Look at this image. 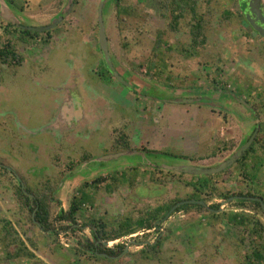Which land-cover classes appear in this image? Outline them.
Listing matches in <instances>:
<instances>
[{
	"label": "rangeland",
	"instance_id": "1",
	"mask_svg": "<svg viewBox=\"0 0 264 264\" xmlns=\"http://www.w3.org/2000/svg\"><path fill=\"white\" fill-rule=\"evenodd\" d=\"M7 1L9 3L13 2L11 4L14 8L23 13L24 18L21 17V21L25 25L29 23L49 24L51 19L62 12L67 2L66 0ZM101 1L75 0L70 13L55 29L50 31V38L45 39L48 41L47 44L43 41L47 47L42 45L43 42L37 44L36 40H34V44H31L23 42L17 37L13 38L11 41L15 45L18 54L24 56L28 62L26 60L25 64L18 66L15 64L1 66L0 164L3 167L0 166V228L4 225L3 221L11 223L19 237L37 257L34 262L40 261V264H100L87 247L91 243L98 248L105 247L101 244L102 242L96 243L92 236L89 225L92 221L98 218L105 220L130 218L135 220L141 215L149 214L152 209L172 205L171 200L175 198L185 199L186 194L189 192L187 183L192 181L190 175L177 173L150 176L146 170L147 175L144 174L145 168H140L135 180H130L132 183H129V181L125 186L118 187L112 194H107L102 189L93 193L94 203L85 204L74 218L67 220L59 216L60 211L63 214L68 211L72 195L78 191L80 185L84 182L92 181L96 177L114 174V172L123 173L125 170H127L126 175L128 177L135 175L134 171L129 170L133 168L131 166H123L121 169H113L109 172L96 170V174H90L92 172L88 169L91 165L83 169L82 158L74 162L71 159L63 158L64 156L58 154L57 150L51 151L50 147L53 145V148H55L56 146L55 141H51V144L44 143L46 149L39 151L34 146V136H38V133H36L34 127L25 126L27 117L23 116L30 115L29 121H34L29 122L31 125H37L38 117L42 116L39 114L40 111L34 109L37 106H42L40 97L37 96L41 93L38 83L39 77L44 73V68L47 72L43 76H48L56 85L62 82L59 81L60 75L58 72L65 71L66 67L71 65L72 59L75 60L74 56L81 53L88 56L91 52L97 54V8ZM168 1L170 0H122V5L131 6L135 9L134 13L137 14L125 16L126 21L121 23L116 15V0H104V18L110 54L114 59H117L118 55L122 56V59L120 58L121 63L117 60L121 69L127 70L128 73L129 71L134 72L131 67L133 63L139 61L144 62V64L147 63L158 31L165 33V38L170 44L179 39V31L176 32L178 29L172 30L170 28L166 9L161 8V5ZM234 1L225 0L227 9L231 10V14L238 9L237 5L233 3ZM198 2L201 6V1ZM126 10L128 11V9ZM201 11H204V9H201ZM211 12L209 19L206 20L208 29L205 40L206 46L197 59L184 60L176 51H169L168 56H171L172 60L171 67L180 72L178 76L177 72L172 74L180 77V74H183L181 71H184L182 65L180 68V61L189 62L187 65H193L195 76L190 77L188 81H194L191 85L197 88L194 89L195 91L222 90L235 93L243 100H247L248 106L257 120L256 122L251 121L250 125L252 126L255 123L258 126L260 124L259 129L264 133V45H262L260 38L252 33L246 35V41V38L242 35L244 31L238 25L233 27L229 20L221 19L213 8H211ZM24 13L27 15L29 13L33 14L29 19ZM34 13L38 14L34 15ZM119 25L123 26L120 30ZM180 28L181 30L186 29L185 34L188 33L187 25ZM40 37L42 38L43 35ZM182 37L184 41L189 38L188 35L187 39L185 36ZM3 40H6V38H3ZM122 41L128 47L123 49L121 47ZM65 42L67 48L63 47L61 49ZM94 49L96 51H91ZM60 58L63 59L59 60ZM31 62L36 63L34 66L36 75L33 76L32 80H28L27 71L32 68L31 65L33 64ZM114 66L116 65L114 64ZM146 66L142 68V72L133 73L134 77L139 80L140 86L143 83L164 86L162 79L155 80L145 74L148 69ZM180 69L182 70L180 71ZM197 72L198 77L196 76ZM220 73L222 74L220 75ZM55 74L56 77L53 79L52 76ZM177 77L173 78L170 84L167 82L171 89H175L179 84ZM250 77H254L251 80V83L254 84V86L251 85L253 89L245 86L247 84L245 79L250 80ZM215 79L220 83L213 84ZM35 83V88H33ZM42 83L44 85L50 82L45 81ZM221 86L224 88H220ZM152 87L156 96L164 94L160 91L161 87ZM52 90L54 89L47 85L44 92L49 93ZM190 91L193 92L192 89ZM151 94L153 97V92ZM148 95L147 91L143 92V96ZM207 98L210 99L209 96ZM186 106H189V104H186ZM235 108L242 113L241 106L236 104ZM211 110L208 107H203L198 111L199 117L196 120L198 126L208 122L212 125L215 124L216 130H218L216 123L221 125V122H231V126L225 131L222 138L219 137L221 138L219 142L221 145L219 146V155L216 158H210L206 162L193 161L202 166L218 164L232 154L238 144L245 140L244 137L247 138V135H249L239 133V129L234 124L236 120L231 115L223 111L213 110L212 112ZM219 115L222 117H219ZM189 117L194 118L192 115ZM216 135L219 136L218 132L215 134L212 130L208 137L216 138ZM50 139L52 138L50 137ZM223 140L226 143L230 142L228 148H225ZM92 147H94L92 144L87 146L85 152L86 150L91 151ZM110 149L111 147L106 151L113 152V149ZM77 152L81 154L78 149ZM164 152H175V150L167 149ZM75 156L77 157V155ZM147 158L149 159V156ZM168 158L172 159L171 156ZM262 162V167L258 171V176L254 182H251L244 174H238L234 167H231L228 173L224 174L219 181H222L224 188L230 189L236 194H245L248 190L253 193L252 189L256 188L254 184H257L256 186L261 184L264 192V158ZM20 163H23L20 166L21 169L18 167ZM249 163L253 164V161L250 160ZM79 164H82L81 167H79ZM23 169L25 171H22ZM72 176L76 177L74 182L71 180ZM24 180L27 182L26 185L33 189L35 186L38 188L37 190L46 187L52 188L48 200V224L44 230L35 227V223L32 222L33 213L29 209H23L15 197V187L19 183H24ZM63 181H65V186L61 191L59 188L58 191V187ZM134 189L136 192H134ZM133 193H135L134 199L138 196L137 201L142 202V204L133 205V200L129 199ZM29 194L31 197L33 196L31 193ZM222 201L221 199H208L206 206ZM236 203V200L235 202L231 201L222 211L227 213H249L254 217L257 215L258 219H256L264 225V212L261 208L249 202L245 203L243 207L236 205ZM163 212L165 211H162L159 215L163 216ZM211 213L212 211H208L206 208H189L187 211L173 213L163 225L164 232L162 234L165 237L161 240V246L156 249L157 251H150L148 257L143 258L140 253L141 249L138 247L130 246L126 251L121 249L118 264H211L217 259H221L222 264H240L241 262L245 264L243 256L248 255L253 248L250 244V238L235 223H229L225 220L220 223L215 218L211 220ZM134 230L136 232L133 235H126L110 243V248L117 251V246L128 244L131 240L153 242L157 235L154 230L146 231L142 228ZM241 235L244 237L242 238L243 243L240 241ZM229 249L230 251H228ZM97 255L100 256L99 253ZM29 263L31 264L32 261L23 258L18 260L16 264ZM0 264L9 263L1 262ZM247 264L250 263L247 262Z\"/></svg>",
	"mask_w": 264,
	"mask_h": 264
},
{
	"label": "crops",
	"instance_id": "2",
	"mask_svg": "<svg viewBox=\"0 0 264 264\" xmlns=\"http://www.w3.org/2000/svg\"><path fill=\"white\" fill-rule=\"evenodd\" d=\"M38 13H34V15ZM31 14L33 13H29L28 17H31ZM38 25L40 24L38 23ZM41 25L43 24L41 23ZM174 30L177 29L175 28ZM185 30L178 28L176 32L179 31V39H176L172 44L168 42L167 47H173L176 43L182 44L184 41L182 36L187 39ZM63 45L61 49L63 47L67 48L66 42ZM43 46L47 47L45 44ZM88 46L90 47L89 44ZM74 57L75 60L72 59L71 65H68L65 71L58 72L60 75L59 81L62 82L54 85L53 80H50L48 76H43L45 72L39 77L38 85L41 93L37 97H40L42 106H37L34 110L40 111L39 114L42 116L38 117L37 125L29 123L34 122L29 121L30 115H23L27 117L25 126L34 127L36 133H38V136H34L36 149L42 151L46 149L44 143L51 144V141H55L56 146L53 148L52 145L50 147L51 151L57 150L58 154H61L62 157L64 156L63 158L71 159L74 162L80 158H85L82 161L83 165L79 164V167L82 165L84 169V167L87 166L86 168H88L91 165L88 170H91L92 173H96V170L108 171L110 169L107 170L108 163L97 161L101 160V157L105 154L110 153L106 150L112 146L113 139L118 135L124 136L130 150H142L146 153L159 154L164 153L167 149H174L175 152L183 156L204 158L200 160L202 162H206L210 158H216L219 155V146L221 144L219 143L220 140L217 141L218 135H216V138H209L208 136L214 130L215 134L216 132L219 134L218 139H221L225 131L230 128L231 122H221V125L216 123L218 130L215 129V124L212 125L210 122L202 126L197 125L196 120L199 117L197 113L203 107L194 103L199 98V96H195L197 94H186L190 89L193 91L197 89L191 85L194 81H188L195 74L193 65H187L189 62L180 61V68L182 65L184 71L180 69L183 74L181 73L180 77H177L180 72L171 67V56L168 57L169 59L166 62L168 69L164 73H168L172 79L177 77L179 84L173 89L174 96H172L170 90H165L162 92L164 94H161L165 101H160L150 95L143 96V92L146 91L145 88H149L150 83H143L142 86L137 88L135 81L139 80L130 72L128 73L127 70L122 69L121 71V76L125 77L127 87L114 81L110 82L103 77H97L95 71L99 66V61L96 52H91L88 56L81 53ZM121 57L118 55V58ZM55 59L58 61L57 58ZM62 59L60 58L59 60ZM183 59L185 60L186 58ZM118 61L120 62V60ZM75 70L76 73H74ZM117 71L119 73V70ZM176 72L178 73L177 76H173L172 73L175 74ZM197 75L198 72L196 73ZM55 77L56 74L52 76L53 79ZM45 81L50 83L43 85L42 82ZM167 82L170 84L169 81L164 80L163 88L170 89ZM35 85L36 83L33 88H35ZM47 85L54 90L49 93L44 92ZM178 92L181 95L179 97H177ZM154 94L156 93L154 92ZM77 96L81 98L80 101ZM187 103L189 106H186ZM211 111L213 112V110ZM190 115L194 118H190ZM45 137L47 139H43ZM217 143L219 144L217 145ZM91 144L94 146L92 150H86L85 152V148ZM126 144L125 142L121 143L122 146ZM77 149L81 154L77 152ZM213 154L216 156L212 157ZM95 159H97L96 162L94 161ZM22 164L20 163L17 166L21 169L20 166ZM145 170L148 175H154L150 171L153 169L145 168ZM22 171H25V169ZM147 172H144V174ZM84 173L86 174L85 171ZM71 180L74 182L76 177L72 176ZM127 180H135V177H127ZM127 182L121 186H125ZM64 186L65 181L58 187V191L59 188L61 191ZM180 200L181 202L187 201L186 199ZM202 202L207 205L206 202Z\"/></svg>",
	"mask_w": 264,
	"mask_h": 264
},
{
	"label": "trees",
	"instance_id": "3",
	"mask_svg": "<svg viewBox=\"0 0 264 264\" xmlns=\"http://www.w3.org/2000/svg\"><path fill=\"white\" fill-rule=\"evenodd\" d=\"M198 1H201V6ZM11 2V1H10ZM75 2V1H74ZM13 4V2H11ZM130 7V8H128ZM211 8H213L214 12H217L219 17L223 20H229L231 22V18L229 17L230 12L227 10L226 2L225 0H170V3L167 4L166 7H163V10L166 9L167 17L169 18V24L171 23L172 29L180 28L181 26L188 27V39L186 41H183V43L179 44L176 43L173 45V47H167V40L165 38V33L158 31L156 33V39L153 42L152 48H151V54L149 57V60H147V63L144 64V62L139 61L137 63L132 64V70L134 72L140 71L142 72V68L144 66L148 67L145 74L147 76L154 78L155 80L162 79L163 81H169L171 83L172 78L167 73H164L165 70L168 68L167 60L169 59L168 53L175 52L181 55L182 58H186L187 60L197 59L203 49L206 46L205 40L207 38V21L212 14ZM128 9V11L126 10ZM201 9H204V11H201ZM122 11V13H121ZM135 9L131 6L122 5V0H116V15L117 18L121 20V23L123 21H126L127 18L125 16L128 15H134L137 13H134ZM121 13V14H120ZM1 19V18H0ZM8 28H10L12 33H16L19 35V39H25L27 38H37L40 33L38 32H31L29 30H24L21 28H17L14 25L10 23H6ZM10 33V32H9ZM11 33V34H12ZM46 36L50 35V31H47L44 33ZM47 39V38H45ZM43 39L44 42H48L47 40ZM47 44V43H46ZM127 44L122 41L121 47L124 49L128 46ZM97 51L100 50L97 46ZM98 57V55H97ZM112 57L113 64H115V68L119 69V64L117 63V60ZM22 59L18 58L15 46L11 44L9 41H6L4 44L1 43V37H0V72H2V65H13L15 62L16 65H20ZM99 67V66H98ZM107 68V67H106ZM116 69V70H117ZM121 69V68H120ZM119 69V74L121 75ZM108 70V68H107ZM122 70V69H121ZM125 70V69H124ZM104 71H100L99 73H103ZM107 72L110 73L108 70ZM130 74H133L134 72L129 71ZM123 75V74H122ZM125 79V77H124ZM137 83V88L140 87V83L138 81H135ZM224 88V87H220ZM158 98H162L163 96H157ZM245 103L248 105L247 100H244ZM257 129V126L256 128ZM254 129V130H255ZM250 136L247 138L249 139ZM259 138H262V136H257L255 139V143L250 146V148L245 151L242 156L236 161V163L231 166L237 169L239 172H245L246 168L250 166L249 160L251 159V162L253 161V164L251 166V169L249 171H246V175L250 177L249 180L254 181L257 178V174L259 169L262 167V160L263 157H254L253 153H255L257 146L256 143H258ZM121 140L117 141L118 143L123 144L126 141L122 137ZM232 142H234L232 140ZM231 142V143H232ZM225 148H228L230 145V142L226 143L224 142ZM115 147V149H114ZM112 149L113 152H117L120 150H130L129 146L126 144L124 146L122 145H115ZM163 154L177 157L184 160H190V161H200L204 158H197V156L187 157L183 156L181 154H178L177 152H164ZM216 155H212L214 157ZM250 157V159L248 158ZM209 158V157H208ZM83 160L85 158H82ZM206 159V158H205ZM230 167V168H231ZM226 169L218 174L215 175H208V176H190L192 181L187 183V187H189V192L186 194V200H202L206 202L208 199H221V200H228L231 197H261V190H259L257 184H255V189H253V193L249 194H243V193H233L230 189L224 188L222 185V181H219L220 178L224 176V174L228 173L229 169ZM140 168L134 167L129 170L134 171L136 174H139ZM248 170V169H247ZM125 170L123 173L121 172H114V174L105 175L101 177H96L92 181L84 182L80 185L78 191L74 193L71 197L68 211L66 213L59 212V216L63 217L67 220L74 218L78 212L81 210V208L85 204H93L95 201V198L93 197V193L98 192V190L102 189L107 194H112L115 192L118 187L125 184L127 182V175ZM152 174L158 173V174H169L171 172H164L158 169L150 170ZM157 171V172H156ZM183 175V174H181ZM19 180L17 179V182ZM48 182V180H46ZM129 182V181H128ZM127 182V183H128ZM132 183V182H131ZM21 183H19L15 187V196L18 200V203L20 204L23 209H29L31 213H33V219L32 222L35 223V227H37L39 230H44L48 224V217H49V195L52 192V188L46 187L37 190L38 188L35 186L34 189L29 187L27 182L24 180L25 188L21 189ZM33 194L31 197L30 194ZM238 206L243 207L245 203H248L246 200L242 199H235ZM233 199V201H235ZM180 199L175 198L171 200V204L166 207L158 208L156 210L151 211L148 214L149 218H153L156 216H159V214L162 211V214L164 215L166 212L169 211V209L176 203H178ZM249 203L254 204L258 208H260L259 204L257 202L250 201ZM200 206L197 204H187L178 207L175 212H181L186 211L189 208H199ZM219 205H212L211 209L215 210L211 214V219L215 218L219 221L223 220V218H227L230 221L233 220L235 224L239 225L240 228H242L243 232H245L253 242V246H255L254 251L252 252L251 257L255 261H260L262 264H264V225L257 220L254 215L249 213H243V212H224L221 211L217 213ZM263 211V210H262ZM173 212V213H175ZM3 224L0 228V263H9V264H16L18 260L26 258L28 261H32L31 264H36L38 262H34V260H37V257L35 254L26 246L25 242L19 237L18 233L15 231V229L11 226V223L7 221H3ZM145 224L144 220L139 221L138 223L131 225L130 221L127 220L125 222H121L119 220H116L115 218L111 220H105L103 218L95 219L91 222L90 227L92 230V236L95 240H100L101 242H108V241H115L118 240L126 235H130L135 233L134 230L136 225L138 227H143ZM240 238L242 240L243 235ZM243 243V240H242ZM33 245V244H31ZM161 246V241L157 242V245L152 248L153 251H157L156 249ZM88 250L92 252L93 257L97 262L100 264H118L121 252L119 250H108L103 248L95 247L93 243L87 245ZM121 251V250H120ZM97 253H104L105 255L98 256ZM141 256L143 258H147V254L145 251L141 252ZM246 260H250V257L245 256ZM30 264V263H29Z\"/></svg>",
	"mask_w": 264,
	"mask_h": 264
},
{
	"label": "water",
	"instance_id": "4",
	"mask_svg": "<svg viewBox=\"0 0 264 264\" xmlns=\"http://www.w3.org/2000/svg\"><path fill=\"white\" fill-rule=\"evenodd\" d=\"M66 1L67 2L65 4V7L62 9V12L56 17H54L53 19H51V21L47 25H41V24L34 25L32 23H29L28 25L23 24L21 21V17L24 18L22 15L23 13L19 11L18 9H15L14 6L11 3H9L7 0H0V18L14 25L17 28H21L24 30H29L32 32H39V33L51 31L55 29L58 26V24H60L64 20V18L70 13V10L72 9L74 5L75 0H66ZM259 1L260 0H249L248 8H249L250 13L247 14V19L249 20L250 25L253 27V29L261 37H264V28H262L259 25L264 22L262 15H261V11L259 9L260 8ZM104 17H105L104 0H102L97 8L98 47L102 53L105 65L110 71V73L114 76V78L118 82L127 86V82L122 79V77L119 75L118 71L116 70L113 64L112 57L110 54L109 42L107 39V29H106ZM27 18H29L28 15H27ZM256 21L259 24H257ZM152 86H159L161 87L160 90L162 89L167 90V91L170 90V93L172 94V96H174L173 89L163 88V86L155 85L154 83H151L148 86L149 88H145V90L149 93L150 96L152 95L151 92H153V97L155 99H158L160 101H165L164 98H158L154 94ZM161 92H163V90ZM186 94L188 95L197 94L195 96H199V98L194 101L195 104H199L203 107H208L213 110L223 111L231 115L236 120L234 124L237 127V129H239V133L241 135L249 134L247 136L248 137L250 136V138L247 139L248 137L245 138L246 137L245 136L244 137L245 140H243L242 142L238 144L237 148L233 151L232 154H230L224 160L220 161L218 164L212 165V166H202L201 164H196L193 161L184 160V159H180V158L173 157V156H171L172 159L170 160V158H168L170 157L169 155H165L163 153H159V154L158 153H146L142 150H120L117 152H110L102 156L101 160L97 161V159H95L94 161L101 162V163L103 162L108 163V166L110 168L109 170L121 169L123 168V166L125 167L131 166L133 168L137 167V168H150L154 170L158 169L164 172L185 174V175L196 176V177L215 175L233 166L236 163V161L242 156V154L248 149V147L252 143L253 138L257 132V130L255 129L256 124L254 123V125L252 126L250 125L251 121L256 122L257 120L255 119L249 106L237 94L229 93V92L222 91V90L214 91L212 89H209V90H204V91H201V90L193 91V92L189 91ZM179 96L181 95L178 92L177 97ZM207 96H209L210 99H208ZM182 101H185V100H182ZM202 103H204L205 105H203ZM236 104L242 107V110H241L242 113H240L235 108ZM148 156H149V159L147 158ZM90 174H96V173H90ZM232 199L233 198H230L226 201H222L221 204L224 205L228 203L229 201H231ZM251 200H257V199H251ZM185 204H200V205L205 206V204L202 201H196V200H187V201L178 202L169 209V211L165 214L163 220L167 219L173 212H175V210L178 207L185 205ZM260 205L262 209L264 210V204L261 201H260Z\"/></svg>",
	"mask_w": 264,
	"mask_h": 264
},
{
	"label": "flooded vegetation",
	"instance_id": "5",
	"mask_svg": "<svg viewBox=\"0 0 264 264\" xmlns=\"http://www.w3.org/2000/svg\"><path fill=\"white\" fill-rule=\"evenodd\" d=\"M164 3H166V2H164ZM163 3V5H161V8H163V7H166L167 6V4H169L170 3V1H168L166 4H164ZM235 5H237V7H238V9L236 10V11H234L233 12V14H231L232 12H231V10H229V9H227L229 12H230V14H229V17H232L231 18V23L233 24V27L235 26V25H238L239 26V28H241L243 31H244V34H242V35H244V37L246 38V41H247V37H246V35H249L250 33H252L254 36H256V37H258V38H260V41L262 42V45H264V37H261L254 29H253V27L250 25V22H249V20L247 19V14H249L250 13V11H249V8H248V5H249V0H235L234 2H233ZM259 9H260V11H261V15H262V18H263V21H264V0H260L259 1ZM6 23H8V22H6V21H4V20H2V19H0V37H1V43L2 44H4L6 41H9L11 44H13V42L11 41L13 38H21V37H19V35L18 34H16V33H12L11 32V30H10V28H8V26L6 25ZM239 23V24H238ZM256 23L257 24H259L257 21H256ZM262 28H264V22L262 23V24H259ZM169 26H170V28L172 29V27H171V23L169 24ZM123 26H121V25H119V30L122 28ZM172 30H174V29H172ZM10 32V33H9ZM32 32V31H31ZM12 33V34H11ZM39 33V32H38ZM45 32H40V35L37 37V38H33V39H31V38H25V39H20V40H23V42H29V43H33L34 44V40H36V42H37V44L38 43H42L43 42V39H45V38H50V35L49 36H46L45 34H44ZM51 33V32H50ZM43 35V37H45V38H41L40 36H42ZM3 38H6V40H3ZM252 41V40H251ZM46 43V42H45ZM44 42L42 43V45H44L45 44ZM36 44V43H35ZM13 46H15L14 44H13ZM99 48V47H98ZM15 50H16V53H17V56H18V58H21L22 59V61H21V63H20V65L21 64H25V61L27 60L24 56H22V55H20V54H18V52H17V49H16V47H15ZM97 54H98V64H99V67H97V69H96V71H95V73H96V76L97 77H103L104 79H106V80H108V81H110V82H117V83H120V82H118L115 78H114V76L111 74V73H109V72H107L108 70H107V68H106V65H105V62H104V60H103V56H102V53H101V51H100V53H99V51H97ZM122 59V58H121ZM116 60H120V58H117ZM26 62H28V60L26 61ZM16 63L17 62H15L14 64L16 65ZM13 64V65H14ZM31 64H33V65H31ZM31 66H32V68H30V66H29V68L30 69H28V80H32V77L34 76V75H36V70H35V68H34V66L36 65V63L35 62H31ZM11 66V65H10ZM102 67V68H101ZM119 69H120V67H118ZM116 69H117V67H116ZM119 69H117V70H119ZM104 71L103 73H99L98 74V72H100V71ZM43 72H47L46 71V68H44V71ZM74 73H76V70L74 71ZM145 73H146V71H145ZM222 73H220V75H221ZM264 74V73H263ZM73 75H75V74H73ZM102 75H104V76H102ZM120 75V74H119ZM121 76V75H120ZM122 77V79L125 81V79H124V77L123 76H121ZM253 78L254 77H250V80L247 78V79H245L246 80V82L245 83H247L245 86H246V88H250L251 87V85H253L254 86V84H253V82L251 83V80H253ZM72 79H74V78H72ZM71 79V80H72ZM76 79V81H78V79L77 78H75ZM70 80V81H71ZM220 83L217 79H215L214 81H213V84H216V83ZM120 84H122V83H120ZM122 85H124V84H122ZM126 86V85H125ZM74 88H76V87H74ZM252 88V87H251ZM253 89V88H252ZM75 91V90H74ZM81 94V93H80ZM260 94V93H259ZM77 98L80 100L81 98H79L78 96H77ZM247 99V98H246ZM219 117H222L221 115H219ZM260 124H258V126H257V132H256V135L254 136V138H253V141H252V143L250 144V146L252 145V144H254L255 143V139L257 138V136L259 135V136H262V138H259V140H258V143H256V145H258L257 146V149H256V151H255V153H253L252 155H253V158L254 157H263L264 158V133L263 132H261V130L259 129L260 128ZM124 138V136H120V135H118V136H116L115 137V139H113V143H112V148L116 145H121V142H120V144L117 142V141H119V140H121L120 138ZM218 140H220V139H218L217 138V141ZM250 146L248 147V148H250ZM114 149H115V147H114ZM247 151V150H246ZM258 154V155H257ZM248 158L250 159V157L248 156ZM251 160V159H250ZM250 160H249V162H250ZM0 166L1 167H3V165L2 164H0ZM251 166H252V164L250 165V166H248L247 168H246V171H249L250 169H251ZM68 167V166H67ZM6 169H9V168H6ZM248 169V170H247ZM260 170V169H259ZM236 171H237V169H236ZM245 171V172H246ZM144 172H146V171H144ZM238 172V174H244V176L245 177H247L248 179H250V177L249 176H247L246 175V173L245 172H239V171H237ZM138 173H139V171H138ZM156 174H158V173H156ZM136 173H135V175H134V177L136 178ZM257 176H258V174H257ZM128 177V176H127ZM251 181V180H250ZM252 182H254V181H252ZM22 187H21V189H23V188H25V187H27V186H25V184L24 183H21L20 184ZM255 185V184H254ZM25 186V187H24ZM258 188H259V190H261V197L260 196H256V197H251V196H249V197H231V198H233L234 200H235V198H237V199H242V200H246L247 202H250V201H252V202H257L258 204H259V206H260V208H261V210H263L262 209V207H261V205H260V201L264 204V192L262 191V185L260 184L259 186H258ZM253 190V189H252ZM134 192H136L135 191V189H134ZM249 193H251V191L250 190H248L245 194H249ZM134 196H135V193H133V194H131V196H130V200H133V202L132 203H134L133 205H135V204H142V202H138L137 200H138V196H136V198L134 199ZM16 197V196H15ZM230 199V198H229ZM233 199L231 200V201H233ZM251 199H257V200H251ZM18 201V200H17ZM142 201H144V200H142ZM223 201H226V200H223ZM231 201H229L228 203H226V204H224V205H222L221 204V202L220 203H217L218 205H219V207H218V210L216 211L217 213H219V212H221L222 211V209L225 207V206H227ZM179 202H181V200L179 201ZM237 204V203H236ZM175 205V204H174ZM173 205V206H174ZM185 205H187V204H185ZM214 205H216V204H213V206ZM183 206V205H182ZM200 207H199V209H204V208H206V210H208V211H212V213L215 211V210H213V209H211V206L212 205H209V206H203V205H199ZM153 210H156V208L155 209H152L151 211H153ZM188 210V209H187ZM186 210V211H187ZM220 210V211H219ZM150 211V212H151ZM219 211V212H218ZM146 212H148V211H146ZM149 212V213H150ZM263 212H264V210H263ZM167 213V212H166ZM165 213V214H166ZM211 213V214H212ZM165 214L162 216H156V217H153V218H149L148 217V214L147 215H141L139 218H137V219H135V220H133V219H130V218H126V219H124V220H119V221H121L122 223L123 222H125V221H127V220H129L130 221V223H131V225H134V224H136V223H138L139 221H141V220H144V222H145V224L143 225V227H138L137 225H136V227H135V229H137V228H142L143 230H146V231H152V230H154L155 232H157V235L155 236V238H154V240H153V242H148V241H135V240H131V241H129L128 242V244H125V245H119V246H117L118 248H116L117 250H123V251H126V250H128L129 248H130V246H134V247H138V248H140L141 250H140V253L141 252H143V251H145L146 252V254H147V256H148V252H150V251H153L152 250V248L153 247H155V245H157V242L158 241H161L162 239H163V237H165L164 236V234H162L163 232H164V224L170 219V217H171V215L173 214H171L167 219H165V220H163L164 219V216H165ZM255 218H257V215H255ZM258 219V218H257ZM212 220V219H211ZM226 221V222H229V223H234V221L233 220H229V219H227V218H223V220H221L220 221V223L221 222H223V221ZM260 222V221H259ZM261 223V222H260ZM91 224V223H90ZM237 226H239V225H237ZM134 234V233H133ZM133 234H130V235H133ZM130 235H128V236H130ZM135 237V236H134ZM249 237V236H248ZM250 238V237H249ZM116 241V240H115ZM241 242H242V240H240ZM98 242H101L100 240H96V243H98ZM112 242H114V241H108V242H102L101 244L103 245V246H105V249H108V250H112L111 248H110V243H112ZM254 242V241H253ZM253 242H252V239L250 238V244H251V247H253L252 248V250L250 251V253L248 254V255H246V256H248V257H250V260H246L245 259V257L243 256V260H244V262H245V264H247V262H249L250 264H262L260 261L258 262V261H255L252 257H251V255H252V252L254 251V249H255V246H253ZM241 245V244H240ZM94 246L96 247V245L94 244ZM228 251H230V249L228 250ZM99 255H102V256H104L105 254L104 253H100ZM218 260V261H217ZM217 260H214L213 262H211V264H222V261H221V259H217ZM227 262V261H226ZM227 264H230V263H227ZM240 264H242V262L240 263Z\"/></svg>",
	"mask_w": 264,
	"mask_h": 264
}]
</instances>
